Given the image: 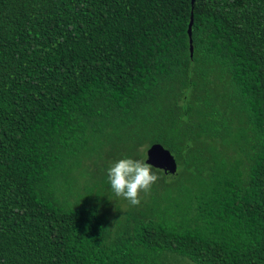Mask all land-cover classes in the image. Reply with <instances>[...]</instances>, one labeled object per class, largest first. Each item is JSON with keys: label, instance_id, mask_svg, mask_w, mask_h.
<instances>
[{"label": "trees", "instance_id": "1", "mask_svg": "<svg viewBox=\"0 0 264 264\" xmlns=\"http://www.w3.org/2000/svg\"><path fill=\"white\" fill-rule=\"evenodd\" d=\"M183 262L264 264V0H0V264Z\"/></svg>", "mask_w": 264, "mask_h": 264}, {"label": "clouds", "instance_id": "2", "mask_svg": "<svg viewBox=\"0 0 264 264\" xmlns=\"http://www.w3.org/2000/svg\"><path fill=\"white\" fill-rule=\"evenodd\" d=\"M148 158H124L109 167L107 179L113 192L128 200L133 206L141 203V192L147 193L160 178ZM161 171V170H159Z\"/></svg>", "mask_w": 264, "mask_h": 264}, {"label": "water", "instance_id": "3", "mask_svg": "<svg viewBox=\"0 0 264 264\" xmlns=\"http://www.w3.org/2000/svg\"><path fill=\"white\" fill-rule=\"evenodd\" d=\"M196 0H192V4L194 5ZM194 22V15H191V22L189 25V37H190V49H191V56L194 54V46H193V33L192 27ZM147 163L152 165L154 168L164 171L166 177L170 179H174L177 173V161L176 158L172 155V153L164 148L160 144L153 145L147 151Z\"/></svg>", "mask_w": 264, "mask_h": 264}, {"label": "rangeland", "instance_id": "4", "mask_svg": "<svg viewBox=\"0 0 264 264\" xmlns=\"http://www.w3.org/2000/svg\"><path fill=\"white\" fill-rule=\"evenodd\" d=\"M104 160V159H103ZM103 160H98V156H94L93 159L91 160H86V162L84 161V163H86L87 165H90L91 166V170L93 171V174L96 176L98 174V168L97 166L94 164V161H98L99 165L102 166L103 164ZM92 164V165H91ZM113 164V163H112ZM111 164V165H112ZM115 164V163H114ZM92 178H89V176L85 177V178H82L81 181H80V186H81V194H85V191L83 189L84 185L90 181L91 183H93V181H91ZM142 194V193H141ZM141 194H140V197H141ZM121 206H117L116 203L114 202L112 204V207L110 209L111 211V219L114 221L115 220V215L118 214V219L119 220H122L123 216H124V212L127 211L128 207H127V204L126 203H120ZM121 208L122 209V215H120L119 211L117 208ZM183 264H188L187 262H183Z\"/></svg>", "mask_w": 264, "mask_h": 264}, {"label": "flooded vegetation", "instance_id": "5", "mask_svg": "<svg viewBox=\"0 0 264 264\" xmlns=\"http://www.w3.org/2000/svg\"><path fill=\"white\" fill-rule=\"evenodd\" d=\"M164 172V171H163Z\"/></svg>", "mask_w": 264, "mask_h": 264}]
</instances>
